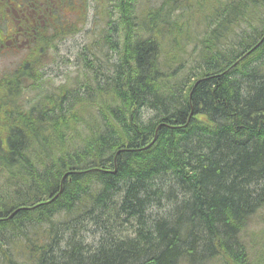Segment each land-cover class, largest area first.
<instances>
[{"label": "trees", "instance_id": "trees-1", "mask_svg": "<svg viewBox=\"0 0 264 264\" xmlns=\"http://www.w3.org/2000/svg\"><path fill=\"white\" fill-rule=\"evenodd\" d=\"M34 1L0 0V51L28 40L0 75V264L254 263L240 239L264 207V0H46L42 26ZM9 10L35 37H5ZM65 11L97 14L86 97L42 93Z\"/></svg>", "mask_w": 264, "mask_h": 264}, {"label": "rangeland", "instance_id": "rangeland-1", "mask_svg": "<svg viewBox=\"0 0 264 264\" xmlns=\"http://www.w3.org/2000/svg\"><path fill=\"white\" fill-rule=\"evenodd\" d=\"M144 1L145 0H137L136 3L137 11L145 7V4L147 3H144ZM92 5L95 6L94 3H92ZM104 5L109 6V2H105ZM96 7H94L93 9H96ZM110 8L111 9L113 8L112 5ZM65 13H66L65 19L69 21V23L66 27H64V30L62 32L64 34V37H62V39H59L57 41L56 48L53 49L47 57H45L46 62L44 66V72H45L44 79L46 82L44 84V90H42V93H45L47 91L51 92L53 90L55 91L57 88L63 85L65 87H69L73 84H78L74 86L72 89H75L76 91H78V93L85 94L86 91L85 88L83 87V83H81L82 80L83 79L85 80V78L89 76H97L102 71V68H96V67L91 68L89 65L86 64L88 61H84L83 58L84 53L88 51V49L94 51V47L92 46L93 40L94 37L99 35L96 30V28H98L97 17H96L97 14L94 11L88 12L86 20L83 23H80L81 21L79 20L81 19L74 20L75 17L72 15V13H70L69 11H65ZM102 25L103 24L101 23L99 27L101 28ZM100 40L103 41V37L95 41L100 42ZM191 49L192 47L189 48V51H191ZM24 53L25 51L21 49H17L16 52H6L1 50L0 75L5 71L12 70L19 62H21V58ZM109 53L110 55L113 54L112 52ZM104 55L105 54L99 56L103 58ZM76 56L82 57V61L79 60L77 62ZM28 82L29 83L27 87L29 89L32 82L31 81ZM26 93L28 94H26L24 98L27 99L29 97L31 100V96L33 95V92L26 91ZM84 96L86 97V94ZM94 112L95 111L85 112L82 114L78 113L77 115L80 117V119L82 120L85 119L84 120L85 122V121H89V118L93 119L92 117H94L93 116L95 114ZM148 114H150V112ZM261 228H264V207L258 210L255 219L251 223H249L241 233L243 234V236L241 235L242 240L241 239L240 240L245 245L244 249L246 251V254H249V258L252 261H254V263L251 264H259L258 262H255L256 259H258L261 264H264V247L262 246L264 245V241H262L261 244L260 242L261 238H258L256 234H250V232L252 231L259 232ZM89 229L90 231L92 230L97 231V235L95 236V245L98 243L96 240L99 241V239H101L103 236L105 237L107 236V231H106L107 227L100 225L98 227H95L94 225H92ZM89 239H91V237ZM212 264H223V259L217 258L212 262Z\"/></svg>", "mask_w": 264, "mask_h": 264}, {"label": "flooded vegetation", "instance_id": "flooded-vegetation-1", "mask_svg": "<svg viewBox=\"0 0 264 264\" xmlns=\"http://www.w3.org/2000/svg\"><path fill=\"white\" fill-rule=\"evenodd\" d=\"M41 5H42V2L39 3V6H41ZM39 10L41 11L40 8H39ZM13 12H14L15 16H13L11 19L14 21V24L19 25V23H20L22 20H24L25 22H28V21L26 20V15H24L23 11H20V10L15 11V10H13ZM37 12H38V10H37V11H34V12H33L34 15H35V14L37 15ZM27 29H28V28H27ZM7 31H8V33L6 34L5 37H7V36H9V35H15V36H18V35H26V34H29L28 31H23L22 27H18V28H17V31H15V30H14V26H12V27L8 26ZM32 34H33V36L35 37V30H34V29H32ZM29 35H30V34H29ZM31 36H32V35H31Z\"/></svg>", "mask_w": 264, "mask_h": 264}, {"label": "bare ground", "instance_id": "bare-ground-1", "mask_svg": "<svg viewBox=\"0 0 264 264\" xmlns=\"http://www.w3.org/2000/svg\"><path fill=\"white\" fill-rule=\"evenodd\" d=\"M231 5V4H230ZM226 12V11H225ZM218 13V12H217ZM223 13V12H222ZM219 15V14H218ZM154 16V15H153ZM196 34V33H195ZM200 34V33H199ZM84 58V57H83ZM116 60V59H115ZM247 61V60H246ZM90 63V62H89ZM87 64V63H86ZM84 65V64H83ZM215 66H216V64H215ZM102 68V67H101ZM90 72V71H89ZM190 79V78H189ZM12 80V79H11ZM106 91V90H105ZM108 91V90H107ZM68 101V100H67ZM63 105V104H62ZM94 109V108H93ZM71 111V110H70ZM82 114V113H81ZM200 114V113H199ZM93 115V114H92ZM95 115V114H94ZM93 115V116H94ZM81 116H83V115H81ZM93 118V117H92ZM85 120V119H84ZM81 121V120H80ZM152 138V137H151ZM72 143V142H71ZM6 166V165H5ZM27 172V171H26ZM24 173V172H23ZM93 173V172H92ZM88 175V174H87ZM94 175V174H93ZM13 179V178H12ZM15 182V181H14ZM96 185V184H95ZM59 186V185H58ZM61 188V187H60ZM4 190V189H3ZM3 193V192H2ZM55 196H57V195H55ZM134 204V203H133ZM87 205V204H86ZM26 207V206H25ZM85 208V207H84ZM104 208V207H103ZM254 216H256V215H254ZM247 225V224H246ZM254 225V224H253ZM251 227V226H250ZM244 228V227H243ZM250 230V229H249ZM248 230V231H249ZM247 231V230H246ZM58 232V231H57ZM101 233V232H100ZM248 234V233H247ZM103 235V234H102ZM261 237V236H260ZM95 239V238H94ZM242 240V239H241ZM251 240H253V239H251ZM243 241H245V240H243ZM256 241V240H255ZM258 241V240H257ZM252 242V241H251ZM260 244V243H259ZM229 245V244H228ZM249 246V245H248ZM43 247V246H42ZM241 248V247H240ZM256 249V248H255ZM219 260V259H218ZM32 261V260H31ZM206 261V260H205Z\"/></svg>", "mask_w": 264, "mask_h": 264}]
</instances>
